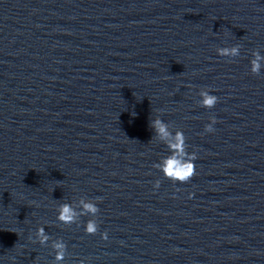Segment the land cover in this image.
<instances>
[{
    "label": "water",
    "instance_id": "95a60500",
    "mask_svg": "<svg viewBox=\"0 0 264 264\" xmlns=\"http://www.w3.org/2000/svg\"><path fill=\"white\" fill-rule=\"evenodd\" d=\"M256 47L264 0H0V264H58L40 225L68 245L59 264H264ZM157 115L197 152L187 182L153 166L168 152ZM82 195L102 198L108 239L87 215L57 219Z\"/></svg>",
    "mask_w": 264,
    "mask_h": 264
},
{
    "label": "clouds",
    "instance_id": "9594fccd",
    "mask_svg": "<svg viewBox=\"0 0 264 264\" xmlns=\"http://www.w3.org/2000/svg\"><path fill=\"white\" fill-rule=\"evenodd\" d=\"M243 46L239 43L231 46L217 47L216 52L219 56L235 58L241 55V48ZM249 70L252 73L260 75L264 71V51L260 47L252 50V55L249 60ZM198 95L200 97L198 103L207 108H212L217 103L219 97L213 92L209 91L207 87H201ZM217 117L212 115L209 117V122L204 125L205 132H213L217 123ZM151 126L155 132V138L166 145L168 152L160 160L154 163V167L160 170L163 177L169 178L173 184H182L187 182L196 173V161L198 159L195 150L189 152L186 145V136L182 128H175L170 126V123L162 119L160 115L155 116L151 120ZM161 180L156 179L154 187L159 188ZM191 196V194H189ZM97 200H102L101 197L87 198L80 196L78 201H65L58 206L57 219L64 223H73L78 221L82 215H87L90 218L85 225L86 233H96L100 231L101 222L98 219L100 212ZM103 239H108L107 229L100 231ZM36 240L40 245L51 244L54 250L55 261L62 262L68 252V245L62 237L53 239L51 234L45 230L44 225H40L35 232ZM15 260V257L12 258ZM78 264H88L87 260L80 259Z\"/></svg>",
    "mask_w": 264,
    "mask_h": 264
}]
</instances>
